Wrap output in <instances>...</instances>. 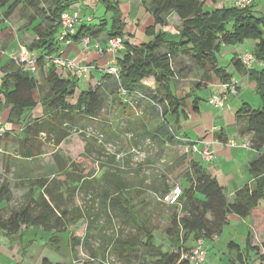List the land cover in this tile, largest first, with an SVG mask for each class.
<instances>
[{
  "label": "trees",
  "instance_id": "trees-1",
  "mask_svg": "<svg viewBox=\"0 0 264 264\" xmlns=\"http://www.w3.org/2000/svg\"><path fill=\"white\" fill-rule=\"evenodd\" d=\"M75 1L0 0V27L9 25L8 20L17 16V31L33 36L24 46L36 70V74L26 71L18 63V55V64L8 60L0 68V115L4 130L0 142L5 146L14 143L15 155L25 161L45 156V146H52L55 166L50 179L29 178L16 183L15 187L25 193L12 208L9 168L4 164L0 173V230L12 236L22 226L41 228L52 235L56 244L59 243L57 234L70 230L68 246L72 264H112L108 253L121 264H190L193 244L200 239L209 242L221 236L228 216L250 219L261 201L264 208V12L259 9L264 0L253 1L244 8L235 7L232 0H140L150 20L143 28L144 36L150 38L147 42L137 41L131 35L129 15L120 11L118 0H100L105 5V13L113 12L109 28H106L105 17L99 20V25L90 26L95 17L86 15L81 8L71 9ZM218 1L225 4L219 8ZM66 11L76 12L83 18L75 33L68 36L71 44L61 45L58 41L60 17ZM172 14L180 23L177 36L164 30ZM141 21L142 18L136 19V23ZM85 38L89 44L81 64L88 65L90 70L83 78L97 72L102 76L101 81L108 79L113 84L109 91H104L99 84L81 89L78 84L82 78L62 72L49 63L50 58L59 54L66 57L67 52L61 47L82 45ZM112 38H121L123 43V50L116 54L118 79L106 73V64L111 59L108 54L96 56L88 52L94 41L102 40L105 46L100 51L106 53L107 43ZM245 43L252 44L247 49L255 61L252 68L247 69L242 64L241 55L245 50L235 55L229 53L232 57L226 64L232 67L233 74L246 77L249 88L260 97L261 105L257 109L245 104L235 113L239 135L250 136L242 142L257 156L247 165L248 182L226 196L225 187L197 160L195 150H200L202 143L191 141L181 133L182 128L191 127L190 123L185 127L181 125L188 120L184 112L187 104L197 113L199 103L204 100L188 94L178 98L172 82L178 80V70L183 64V67L192 66L200 75L194 83L195 91L208 85H220L223 92L228 91L225 88L232 85L233 75L221 65L220 53ZM147 79L153 81V88L144 83ZM217 96L221 95H214ZM108 99L111 106L119 105L120 114L125 115L119 125L114 126L102 118ZM129 106L136 112L127 117ZM140 108H144L142 114ZM89 128L94 131L90 133ZM72 134H78L84 143L82 153L75 158L58 152ZM222 134L219 131L214 135L225 143L227 139ZM109 141L113 147L118 146L119 153L125 150L123 159H117V154L112 152L107 154ZM173 147L180 152L167 169L182 173L183 187L171 186L172 174H167L166 170V176H157L146 185L157 203L170 205L174 210L169 225L162 232L165 242L161 245L155 243L151 226L154 212L149 210L151 202L144 199L147 195L143 188L145 180L140 176L152 157L157 155L153 164L156 165L170 148L175 149ZM135 149L142 151L145 157L134 169L129 161ZM103 154L107 155V164L98 166L102 172L97 177L93 163L98 164ZM125 160L128 166L122 163ZM175 188L180 190L177 201L164 202V197ZM79 194L85 198L83 207L75 201ZM99 215L109 224L114 218L116 232L99 257L92 253L81 262L77 248L87 245L89 235L87 230L82 233L80 229L83 225L92 226ZM226 248L234 257L229 264H255L253 256L259 258L258 264H264V242L260 246L253 245L249 233L242 247L230 241ZM41 264L51 263L45 258Z\"/></svg>",
  "mask_w": 264,
  "mask_h": 264
},
{
  "label": "rangeland",
  "instance_id": "rangeland-1",
  "mask_svg": "<svg viewBox=\"0 0 264 264\" xmlns=\"http://www.w3.org/2000/svg\"><path fill=\"white\" fill-rule=\"evenodd\" d=\"M83 1L90 2V0H83ZM92 1H93V4L92 5L89 4V7H93V10L89 11V12H92V15L95 17V19H93L89 25L90 26H97V25H99V20L101 22V19L103 17H105V22L107 23V24H105L106 28H109L113 12L109 10L108 12L105 13V7H104L105 5L102 1H100V0H92ZM109 1H112V0H109ZM118 1H119L120 11L124 15L127 14L126 11H128V8H125V10L121 9V7L123 6L122 4L125 3L124 0H118ZM223 2L224 1H218L217 7L221 8ZM139 3H141L140 0L136 4H139ZM140 5L141 4H139V6ZM129 6H130V4H129ZM74 8L75 7L71 6V9H74ZM8 21H9V26L11 28V27L16 26L18 24L19 19L17 16H13ZM127 21H128V25H129L128 27L129 28L132 27V24H135L134 20L129 22V20L127 19ZM167 24H168L166 26L167 29H165V30H167V32H169L170 34H175L176 33L175 31H177V29L179 28L180 23H179L178 18L173 14L169 17V21L167 22ZM133 27L137 28V31H138L141 26L136 27L133 25ZM21 28H22V26L19 27V31ZM6 30H7V28L0 29V38L2 36H6V35H3L4 33H6V32H4ZM23 36H30V34H28L26 32L25 34H23ZM5 39H6V37H4L3 40H5ZM7 40H11L10 37L7 38ZM29 42L30 41H27V39L24 38V40H21L19 45L24 46V44H28ZM6 43H7V45H6V47H5L6 49L4 51H7V53H9V54H14L15 53L14 51H16V47H15L16 40L12 39L11 41L6 42ZM3 46H4V42H3ZM18 49H19V46H17V52H16L17 54H18ZM234 49L238 53L243 52L244 50L247 51V49H250V44H244L242 46H236ZM223 50L224 51H222L220 53V54H222V56H220L219 59H220L221 63H223L221 65H223V67L228 68L226 62L229 61L230 55H229V53L226 52L227 49H223ZM4 51L0 50V53H4ZM7 57L8 56L0 55V62L4 63L7 60ZM71 60L74 63H76L75 62L76 60H73V59H71ZM175 62H177V61H175ZM80 63L81 62H79V64ZM261 66H263V65H261ZM85 67H88V65ZM177 70L178 69H175L176 72H177ZM178 72H177L178 73V75H177L178 80L174 81L175 86H178V90H177L178 93L176 94V96L178 98H183L184 96L187 95L188 90L195 91L196 88H195L194 82L197 83L200 75H199V73H194V71H192L191 72V75H192L191 78L194 81L191 80V81L181 82V80H179L180 77L186 78L185 76L187 75L185 73V69H183V64L181 65V69L178 70ZM229 73H231V75H233L232 77H238L236 74H233V72H231V71ZM101 78H102V76L99 73H97V72L91 73L88 77L83 78L79 82L78 86L81 89H91V88H93L99 84L104 91L111 89L113 86L111 81H109L108 79L106 81L105 80L101 81ZM234 80H235V78H234ZM240 82L241 83L239 86L242 90L247 91L246 94L243 95L242 97H240V99H237V97L239 95H241L238 92L239 87L236 88L235 86L233 87L231 85L229 88H225V90L229 89L228 91L223 92V93H226L227 99H229L228 96H235V98H234L233 102H230L228 105H225L221 109H228V108H234L235 109V107H237V105L242 107L245 104H248L252 109H257L258 107H260V105H261L260 104V97L258 94L254 93L249 88L250 87L249 82L247 80L246 81L240 80ZM144 83H146V85L149 88L154 87V83L151 79L145 80ZM233 90H234V92H233ZM223 96H225V95H221L219 97H223ZM109 101H110V99H108V102L106 103L105 109L102 112V118L106 119L107 121L112 122V124L114 126H116L117 124L119 125L123 122L122 119H125V118H121V117H124L125 115L120 114L119 105L111 106L109 104ZM228 102H229V100H228ZM129 107L126 108V110H127L126 113H128L127 117L131 116L130 115L131 113L134 114L136 112V110H133L132 107H130V108ZM120 108H122V105H120ZM213 108H214V106H213ZM217 109L221 110V109H219V107H217L215 110H217ZM140 110L141 111L139 113L142 114L141 112L144 110V108H142V109L140 108ZM224 125H225V123H224ZM90 130L91 129L89 128L90 133H92L94 131L93 129L91 131ZM229 139L231 141H235L237 143L242 142V140L238 136V133H237V130L235 127H234L233 137H231ZM215 140H217V138ZM109 142L110 143H107V144L111 145L112 144L111 141H109ZM206 142L207 143L211 142V146L214 149L213 153L216 154L215 148H214L215 142L212 140L206 141ZM11 145L12 144H9L7 146L10 147ZM111 146H109L107 148V154H110L112 152V153L117 154V159H119V160L123 159L124 158L123 156L126 155V154L124 155V153H126L125 150L122 151V153H119L120 151L118 150L117 145H115V147H113V146L111 147ZM83 147H84V143L81 140V138L78 136V134H72L68 139L65 140L64 143H62L60 145V149H58L59 150L58 152H60V154L62 156L69 157V158H75L80 153H82ZM173 148H175V147H173ZM227 148L229 149V151L230 150H241L243 152L247 151L246 149H244L240 146L232 148L229 145H227ZM53 150H54V147H52V146L46 147L45 146V148H44L45 156H43L40 160L42 162L47 163V164H51L50 163L52 160L51 152ZM131 152L132 153H130V154L132 155V158L130 159L129 162L132 165L129 164V162L126 163V160H125V162H122V163L124 164V166H128V164H129V166H131L132 168L135 169L136 164H139L140 162H142L144 160L145 156H144V153L142 151H140L139 149H135ZM179 152H180V149L177 147L175 149L170 148L169 152L165 154L163 160L161 162L159 161L156 165H153L157 161V155H156V153H154L153 155H156V156L152 157L153 159L150 160V165H148L145 168L144 173L141 174V176H140L141 180H145V184H144L145 186L143 188L146 190L147 195L144 196V199L151 202V204L149 205V210L154 212L153 216H151V226L154 228L153 231H154L156 244H161V245L164 244L165 238H164L162 232H163L164 228L169 225L171 214L174 210L170 207V205L163 204V203H157L158 201H156V199H154V197L151 196V193H148V191L146 189V185H148V183L152 179H155V177H157V176H160V177L166 176V175H164V171L166 170L165 172H167V174H172L170 177V180H172V181H170L171 182L170 185L171 186L173 185V187L175 185H179V187L182 188L184 185V177L182 176V173L179 171L175 172L171 169H167L168 166H170L178 158ZM10 154L11 155H9V156L14 157L17 160L25 161V160H22L20 158L19 159L16 158L14 152H11ZM234 155L236 156L235 158L241 159L239 157L238 153H234ZM106 156H107L106 154H103L100 157V161L98 164L93 163L94 174L97 177H99L101 175V172H102L98 166H100V164H103V165L107 164ZM92 157L95 159L96 155H93ZM215 157L217 158L216 155H215ZM248 161L249 160H246V162L243 161L242 165L239 164V162H236V164H234V167L238 166V168L232 170L230 168L228 159L222 157L221 163L224 165V170H225V172L223 173L224 176L227 174L234 175L235 172H238L240 174H245V172H246L245 166L247 165ZM204 168H205V166H204ZM206 168H207V166H206ZM157 170H158V172H156ZM229 171H231V172H229ZM246 174H247V172H246ZM247 176H248V174H247ZM12 193H13V202L11 203V207L13 208V207L17 206V204L20 203L19 197H20V194L22 193V191L16 190V187L13 186L12 187ZM83 200H85V198L83 199V195L79 194L75 201H76V204L78 206L83 207L84 206ZM261 210L264 211L262 201L260 202V206L258 207V209H256V212L261 211ZM231 218L232 219L229 221L228 225H226V227L224 228V230L221 234V242L225 241L227 243L228 239L232 238V239H234L233 241L235 243L242 245L244 242V238L246 236V233L248 232V228L250 227L249 226L250 219L247 218L243 221L242 224H240L237 221H235V220H237L235 216H231ZM116 226H117V221L114 218L112 219V223L109 224V223L105 222L103 215H99L97 217L95 223L92 224V226L86 227V225H83L80 230L82 231V233H84L87 230V233L89 235V239L86 241L87 242L86 246H84V244H83L81 246V249L77 248V250H78L77 252L79 254L78 259H80L81 262L86 261V257L91 256L92 253L98 255L97 257H99L100 251H103L106 248V246L108 245V240H110L112 234H114V232H116ZM50 236H51V238H50V241L48 242V246H49L48 249L51 250L54 254H56L58 261H61L64 264H72V261L70 258V250H69V246H68V241H69L68 239L70 236V230H67V231L62 232L60 234H57V237L60 241L58 244L54 243L52 241V239H53L52 235H50ZM215 241H216V243H215ZM41 242L43 243V241H41ZM225 242L220 243L218 237L213 238L209 242L207 241L209 251H208V254L206 256L207 257L206 262H204L203 264H224L226 259H229V260L234 259L233 255L231 253H227V250H226L225 245H224ZM263 242H264V231H253V234H252L253 245L260 246ZM36 247H37V245H35V248ZM163 249H165V246L163 247ZM98 250H99V252H98ZM107 256H108L109 262H111L112 264H121L109 253L107 254ZM253 258H254L253 262L255 264H258L259 258H257L256 256H253ZM51 259H53V258H51ZM5 264H8V263L5 262Z\"/></svg>",
  "mask_w": 264,
  "mask_h": 264
},
{
  "label": "crops",
  "instance_id": "crops-1",
  "mask_svg": "<svg viewBox=\"0 0 264 264\" xmlns=\"http://www.w3.org/2000/svg\"><path fill=\"white\" fill-rule=\"evenodd\" d=\"M112 1H114V0H112ZM138 1L139 0H124L125 3L122 4L123 6L121 7V9L125 10V8H128V11H126V12L129 15V20L135 21V24H133L134 26L135 25H136V27L141 26L138 31H137V28L131 27L132 28L131 29V35L134 36V39L137 41L147 42L150 38L144 36L143 28H144V25L150 23V20L148 18V15H146L144 13V11L142 10V4L139 3V4H141L140 6H139V4H136V3H138ZM89 4L92 5L93 1L90 0V2H87V1H83V0H76L72 4V7L81 8L82 11H84V13H86V15L92 16V12H89V11H92L93 7H89ZM129 4H130V6H129ZM119 8H120V6H119ZM259 9H262V11L264 12V4L261 3L259 5ZM138 17L143 19V21H141V23H139V22L136 23V19ZM169 17H168V21H169ZM3 28L4 29L7 28V30L4 31L6 33L3 34L6 36H2L0 38V50L4 51L6 49V48L3 49V42L5 45L6 42H9L12 39H15L16 40V43H15L16 51H14L15 52L14 54H9V53H7V51H4V53H0V55L8 56L7 60L4 63L0 62V68L8 60H15V63L18 64L17 63V53H16L17 52V46L20 44L21 40H24V38L27 39V41H31L33 38V36H31V35L30 36H23V34H25V32L23 34L21 32H18L17 31L18 26H17V28H16V26H13L10 28V26L7 24L1 25L0 29H3ZM165 29H167V28L165 27L164 30ZM175 35L177 36L176 33L173 34V36H175ZM4 37H6L5 40H3ZM9 37L11 40H7V38H9ZM104 42L102 40L94 41L90 47L91 49L88 50V52L89 53L92 52V54L94 53L96 56H103L106 53H103V52L99 53L98 50H102V51L104 50L103 49L105 46ZM82 47L83 46L81 44H76V45H71L69 47L64 46L61 48L63 51L66 50L67 53L65 55L67 58L76 60L75 62L79 63L85 59L86 51ZM226 52L234 54V55L238 54V52H236L235 49L233 50V48H229ZM231 54H229L230 57H232ZM108 62H109V60H108ZM108 62L106 64V66L108 65ZM191 67L192 66H187V67L184 66L183 67V69H185V73L187 75L185 76L186 78L180 77L179 80H181V82H186V81H191V80L194 81L191 78L192 77L191 72L192 71H194V73H197V72ZM226 70H227V72H230L231 68L228 67V68H226ZM236 75L238 77H232V85L235 86L236 88L239 87L238 92L241 95L238 94L239 96L237 97V99H240V97L245 95L247 92L246 90H242L240 88V86H239L241 83L240 80L246 81V77H244L240 74H236ZM70 76H72V75H70ZM88 76L89 75H87L86 77H88ZM86 77H84V78H86ZM234 78H235V80H234ZM172 83L175 86V83L174 82H172ZM177 90H178V86H175V89H174L175 96L178 93ZM223 91H224V89L220 85H208L205 88H202V90L198 91V92L188 90L187 94L189 96H191V97L197 96L198 98H202L204 101L199 103L197 113H193L189 109L190 105L187 104V106H188L187 110L185 109L184 112L187 115L188 120L185 121L186 123H182L181 125L185 127L188 123H190L191 127L187 128L186 130H183V128H182L181 133L184 134V136L189 138L191 141L199 140V142L205 143L206 141L212 140L215 142L214 148H215V152H216L215 155L217 156L215 161L208 164L205 161H203V159L201 158L200 155L197 157V160H199L200 163L205 166V168L207 166L206 169L208 170V172L212 176H214L215 179L222 186L225 187V195L231 196L236 190L240 189L244 184H246L248 182L249 178L246 174L247 165L254 158H256L257 155L254 151H251V150H247L246 152H243L241 150H230L229 151V149L227 148L226 143L228 142V140L231 141L229 138L233 137L234 127L236 128L237 133H238L237 115L235 113L237 112V110H239L240 106L237 105V107H235V109L234 108H228V109L219 108L222 111L218 110V109L215 110L217 107L215 108V106H214V108H213V106H211L208 103V99L214 95H222ZM228 98L229 99H227L226 105H228L230 102H233L235 96H228ZM228 100H229V102H228ZM187 102H188V100H187ZM1 116L2 115H0V119L2 120ZM224 123H225V125H224ZM219 131H222V133L224 134V137H226L227 140L225 143L218 141V139L215 140L217 138V135H214V134L216 132H219ZM223 134H222V136H223ZM238 136L241 140H243V138H245V140H246V138H247V140H249V138H250V136L241 137L239 135V133H238ZM11 144L12 145L9 147L7 145L5 146V143L3 141L0 142V173H3V166L6 163L8 165V168H9L8 179H9V184H10L11 189L13 186L15 187V184L21 180H26L29 178H39V177H44V178L50 179L53 176V174L55 173V166H54V163L52 160L50 162L51 164H47L45 162H42L40 160L42 157L30 160V161L17 160L14 157L9 156V155H11L10 153L14 152L16 149V145L14 143H11ZM212 150L214 151L213 147H212ZM234 153H238V155L241 159L235 158L236 156L234 155ZM222 157L228 159L230 168L232 170L238 168V166L234 167V164H236V162H239V164L242 165L243 161L246 162V160H249L247 162V165L245 166V170H246L245 174L246 175L235 172L234 175L227 174L224 176L223 173L225 172V170H224V165L221 163ZM16 158H18V157L16 156ZM229 172H231V171H229ZM249 184L251 185L252 182H249ZM16 190L22 191V193L20 194V197H19L20 198L19 201H21L22 196L25 193V191L18 189V188H16ZM1 207H2V205H0V209H1ZM231 216H228L227 225H228L229 221L232 219ZM236 219L237 220H235V221H237L240 224H242L244 221V220L238 219L237 217H236ZM250 219L252 220L251 221L252 223L249 224L250 227L248 228L247 233H249L252 236L253 231H264V212L262 210L259 212L253 211L250 215ZM50 235L51 234L49 232H46L41 228H31V227L28 228L25 226H22L20 228V230L18 231V233L15 235H12V236H6L5 233L0 230V264H5V262H7L8 264H41L42 260L45 258L51 264L62 263L61 261L57 260L56 254H54L51 250L48 249V247H49L48 242L50 241V238H51ZM218 238H219L220 243L225 242V241L221 242V236H219ZM233 240L234 239H232V238L228 239V242H230V241L234 242ZM41 241H43V243ZM57 241H59V239ZM244 241H245V238H244ZM215 243H216V241H215ZM227 243L225 242V244H224L225 248H226ZM243 244H244V242H243ZM243 244L242 245L239 244V245L242 247ZM35 245H37L36 248H35ZM226 250H227V248H226ZM208 251H209V249H208ZM227 253H229L228 250H227ZM51 258H53V259H51ZM70 258H71V256H70ZM79 264H81V263H79ZM224 264H229V259H226Z\"/></svg>",
  "mask_w": 264,
  "mask_h": 264
},
{
  "label": "built area",
  "instance_id": "built-area-1",
  "mask_svg": "<svg viewBox=\"0 0 264 264\" xmlns=\"http://www.w3.org/2000/svg\"><path fill=\"white\" fill-rule=\"evenodd\" d=\"M253 1H257V0H232L234 6L238 8L247 7ZM223 4H225V2ZM81 18L83 17L82 16L80 17L79 14L76 12L69 13L66 11L61 14V17H60L61 34L58 38V41L61 45L71 44V40L68 38V36H71L75 33V29L82 22ZM84 21L89 22L90 19L84 18ZM81 43L83 47H85V51H86L87 50L86 47L89 44L88 39L87 38L83 39ZM120 50H123V43H122L121 38H112L111 40L108 41L106 54H108L111 59L108 62V66L106 67L107 68L106 73L111 78L118 79L119 68L116 63V54ZM99 53H102V52L99 50ZM17 55H18V63H20L21 66L24 67L26 71L34 72V74H36V70L33 67L34 60L32 59V57L29 56L25 46L19 45V51ZM241 60H242V64L247 69L252 68V66L255 63L250 53V50H247V51L245 50V52L242 53ZM49 63L53 65L56 69H59L62 72L70 73L76 78H82L90 70L89 67H85V65H82L81 63L80 64L74 63L71 59L64 57L63 55L61 56L60 54L56 57L50 58ZM121 93L124 94L125 92L121 90ZM226 101H227L226 95L223 97L212 96L208 100V103L212 106L223 108L226 105ZM3 131L4 130H3L1 119H0V134H2ZM228 145L232 148L240 146L246 150L250 149L249 145L246 144L245 142L237 143L235 141H229ZM195 153L198 156L201 155V158L206 163H212L216 159L215 154L213 153V150H212L211 142L202 143V148L200 150H195ZM179 194H180L179 188H175L166 197H164L163 201L168 202L169 204H174L177 201ZM193 247L194 248L192 250V255L190 257V264H203L206 261V254H207V248H208L207 241L203 239L197 240L193 244Z\"/></svg>",
  "mask_w": 264,
  "mask_h": 264
}]
</instances>
